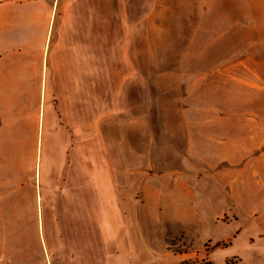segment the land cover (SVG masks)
<instances>
[{
	"label": "crops",
	"instance_id": "0c3cea01",
	"mask_svg": "<svg viewBox=\"0 0 264 264\" xmlns=\"http://www.w3.org/2000/svg\"><path fill=\"white\" fill-rule=\"evenodd\" d=\"M184 4L195 12L183 24L185 56L200 63L185 68L182 114L164 120L168 154L186 155L189 172L176 165L168 181L162 170L147 177L140 149L130 161L114 135L124 139L133 126L147 137L124 60L145 53V12L177 10L178 0H0V264H57L61 247L47 235L61 236V214L74 205L90 209L116 251L112 264H129V250L146 246L130 210L152 203L216 224L227 216L218 225L230 233L204 239L234 234L241 260L264 259V0ZM132 10L142 18L124 14ZM159 21L166 34L176 26ZM162 122L152 133L159 155Z\"/></svg>",
	"mask_w": 264,
	"mask_h": 264
},
{
	"label": "rangeland",
	"instance_id": "374dc122",
	"mask_svg": "<svg viewBox=\"0 0 264 264\" xmlns=\"http://www.w3.org/2000/svg\"><path fill=\"white\" fill-rule=\"evenodd\" d=\"M184 1L178 0V9L171 12L146 11L143 19L145 53L141 57L136 55L129 60H124V65L131 68L130 99L133 98L134 91L135 100L139 96L140 101L144 102L143 110L147 120L146 139L144 141L141 137L139 139L140 132L133 126L126 130L124 139L120 135L121 130L118 136L114 135L115 146L121 143L127 145V158L130 161L134 159L138 161L135 151L140 149L139 159L141 157L142 163L146 161L147 177L162 170L168 175L166 177L168 181L173 179L172 170L176 165L182 173L189 172L186 167L182 166L183 164L181 165V162L185 163L186 155L173 152L168 154L167 146L170 135L164 120L182 114L185 97V68L188 64L194 67L200 63L199 60L187 59L185 56L188 39L187 28L183 24L189 17H193L195 12L187 11ZM114 13L116 17L117 12ZM126 13L132 20L137 21L142 18L140 17L141 12L137 10L124 12ZM159 20L175 21L176 26L167 28L169 34L163 33L164 27L155 26V21L160 22ZM114 64L121 66V62L117 63V60ZM133 68L140 74L132 73ZM139 77V80H143L142 82L138 81ZM112 78L113 88L109 98L116 102L121 98L122 76L114 74ZM103 97H105V92H103ZM161 120L163 121L161 123L163 152L159 155V151L155 152L152 149L154 145L152 135H155L154 126H158ZM165 145L166 149H164ZM140 177L137 179L140 180ZM162 185L164 186L165 182ZM171 189L173 188L167 186L165 190L171 193ZM166 196L170 197V194L167 192ZM169 203L167 200V204ZM181 205L185 208L190 207L191 204L182 201ZM201 214V212L193 211V215L188 218L177 217L170 208L165 212L160 210L155 203H152L149 208L141 205L131 209L129 221L133 226V231L141 234L138 237L145 240L146 246L141 254L139 251L129 250V264H249V262L264 264V259L256 252L253 253L251 261L241 260L239 255L234 253V234L219 240L218 238L204 239L208 235L223 237L230 233L229 228L218 225L222 222L229 223L230 220L227 216L222 217L217 220L216 224L211 218ZM60 224L61 236L56 231L47 235L51 247L53 244L61 247V257L57 264H112L111 255L113 256L116 251L111 250L110 245L106 244V239L102 237L100 226H97L95 219L92 218L90 209L84 213L80 207L75 208L74 205L69 212L61 214ZM246 252L251 253L250 250ZM139 255H141L140 258Z\"/></svg>",
	"mask_w": 264,
	"mask_h": 264
},
{
	"label": "trees",
	"instance_id": "16d2710c",
	"mask_svg": "<svg viewBox=\"0 0 264 264\" xmlns=\"http://www.w3.org/2000/svg\"><path fill=\"white\" fill-rule=\"evenodd\" d=\"M188 263V262H187ZM190 263V262H189Z\"/></svg>",
	"mask_w": 264,
	"mask_h": 264
}]
</instances>
